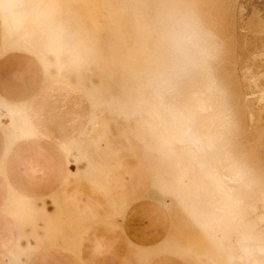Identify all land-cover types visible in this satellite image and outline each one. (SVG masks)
<instances>
[{
  "label": "bare ground",
  "instance_id": "1",
  "mask_svg": "<svg viewBox=\"0 0 264 264\" xmlns=\"http://www.w3.org/2000/svg\"><path fill=\"white\" fill-rule=\"evenodd\" d=\"M241 1L0 0V68L27 58L43 85L69 90L88 113L59 141L42 240L95 264L83 247L104 226L125 241L118 264H264V86L255 80L264 70L237 69L241 23L264 21L258 9L245 20ZM3 84L0 207L18 221L30 198L9 181L7 160L34 135L33 109ZM81 184L89 200L72 206ZM142 200L168 217L166 233L144 242L128 235ZM25 231L0 249V264L33 263L44 245Z\"/></svg>",
  "mask_w": 264,
  "mask_h": 264
},
{
  "label": "rangeland",
  "instance_id": "2",
  "mask_svg": "<svg viewBox=\"0 0 264 264\" xmlns=\"http://www.w3.org/2000/svg\"><path fill=\"white\" fill-rule=\"evenodd\" d=\"M241 5L246 8L245 20L252 16L253 9H258L264 21V0H243ZM241 26L248 41L247 46L241 47L237 53L240 77L242 69L248 65L254 73L264 70L263 27L247 26L244 21ZM0 74L3 88L8 94L22 95L29 101L33 109L30 117L34 130V135L16 143L8 156L9 181L29 196L30 201L24 206L18 221L6 216L0 207V249L22 226L28 236L44 245L32 264H79L72 255L55 249L50 240H42L41 230L53 211L48 195L61 179L63 162L58 151L59 141L80 131L88 118L85 104L65 88L43 85L39 70L25 57L12 56L6 59ZM255 80L256 85L264 86V78ZM253 91L257 92L255 89ZM2 142L0 134V153ZM4 193L5 185L0 180V204ZM89 196V187L81 184L72 190L68 201L72 206L74 203L86 204ZM136 212L129 222V236L144 242L166 233L168 217L157 202L142 200ZM98 231L102 236L101 241L97 244L95 241L86 243L83 247L84 256L92 257L95 264H118L126 255L125 241L104 226H99Z\"/></svg>",
  "mask_w": 264,
  "mask_h": 264
}]
</instances>
